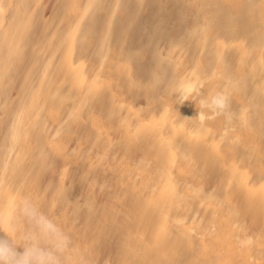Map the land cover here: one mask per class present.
Masks as SVG:
<instances>
[{
	"label": "bare ground",
	"instance_id": "obj_1",
	"mask_svg": "<svg viewBox=\"0 0 264 264\" xmlns=\"http://www.w3.org/2000/svg\"><path fill=\"white\" fill-rule=\"evenodd\" d=\"M229 77L230 125L177 100ZM24 196L70 236L62 264H264V0H0L17 243Z\"/></svg>",
	"mask_w": 264,
	"mask_h": 264
},
{
	"label": "clouds",
	"instance_id": "obj_2",
	"mask_svg": "<svg viewBox=\"0 0 264 264\" xmlns=\"http://www.w3.org/2000/svg\"><path fill=\"white\" fill-rule=\"evenodd\" d=\"M238 87L236 81L226 78L223 88L210 96L201 93L202 82L199 79L185 81L177 88L179 104L194 101L199 104L200 125L208 119L218 116L225 118L226 125L233 120L231 95ZM211 113V115H208ZM188 119V118H186ZM22 217L31 229L19 235L20 243L8 235L0 237V264H62L65 254L71 246V238L28 196L18 203L14 202L9 216V231L16 232L15 219ZM18 247L22 251H18Z\"/></svg>",
	"mask_w": 264,
	"mask_h": 264
}]
</instances>
